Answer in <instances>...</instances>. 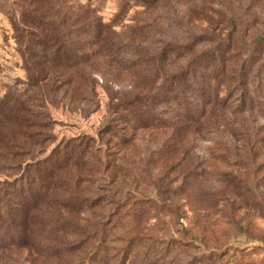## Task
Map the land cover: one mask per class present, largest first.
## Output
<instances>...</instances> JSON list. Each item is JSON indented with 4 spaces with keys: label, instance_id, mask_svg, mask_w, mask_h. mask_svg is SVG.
<instances>
[{
    "label": "rangeland",
    "instance_id": "rangeland-1",
    "mask_svg": "<svg viewBox=\"0 0 264 264\" xmlns=\"http://www.w3.org/2000/svg\"><path fill=\"white\" fill-rule=\"evenodd\" d=\"M1 95L43 215L0 264H264V0H0Z\"/></svg>",
    "mask_w": 264,
    "mask_h": 264
},
{
    "label": "trees",
    "instance_id": "trees-1",
    "mask_svg": "<svg viewBox=\"0 0 264 264\" xmlns=\"http://www.w3.org/2000/svg\"><path fill=\"white\" fill-rule=\"evenodd\" d=\"M223 45H225L224 48L228 52L233 51L231 39L228 38ZM230 55L232 54H229L227 57H230ZM227 57L225 60H223L224 58L221 59L223 63H225ZM29 107L30 105H25L24 101L9 105L7 95L0 96V163L8 159L13 162L15 159H22V156L26 153L27 145H29L28 140L31 138L27 129L34 124V114ZM38 138L40 137L37 136V141L34 144H40V139L38 140ZM17 165L18 168H21L22 161L19 160ZM34 168H39V164H36ZM23 171L20 178H22L21 180H25L19 186V194L22 201L16 203L18 205L16 208L17 212L11 210V206L8 205L4 197L0 198V250H7L10 248L9 245H16L21 247V249L29 251L31 246L35 245V243L29 240V234L25 230V220L28 216L24 217L23 211L26 209V204L30 203L36 215L40 217L43 215L42 211L36 207L40 184L36 181L38 178L29 179V177H26V164L23 167ZM38 171L36 170L35 174ZM36 244H39V240H37Z\"/></svg>",
    "mask_w": 264,
    "mask_h": 264
}]
</instances>
